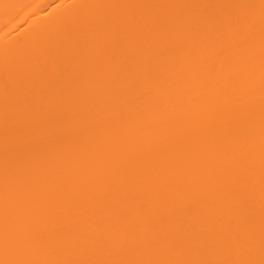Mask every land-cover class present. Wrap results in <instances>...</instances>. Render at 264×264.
<instances>
[{
    "label": "bare ground",
    "instance_id": "obj_1",
    "mask_svg": "<svg viewBox=\"0 0 264 264\" xmlns=\"http://www.w3.org/2000/svg\"><path fill=\"white\" fill-rule=\"evenodd\" d=\"M0 264H264V0H0Z\"/></svg>",
    "mask_w": 264,
    "mask_h": 264
}]
</instances>
